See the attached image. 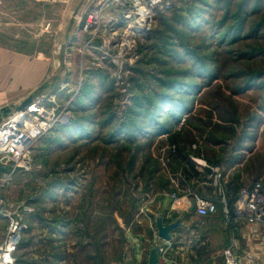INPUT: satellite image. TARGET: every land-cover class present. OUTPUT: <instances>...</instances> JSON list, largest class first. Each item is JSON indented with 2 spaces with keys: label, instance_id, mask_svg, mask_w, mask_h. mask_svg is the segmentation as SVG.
<instances>
[{
  "label": "rangeland",
  "instance_id": "374dc122",
  "mask_svg": "<svg viewBox=\"0 0 264 264\" xmlns=\"http://www.w3.org/2000/svg\"><path fill=\"white\" fill-rule=\"evenodd\" d=\"M152 1L0 0V49L46 58L50 76L33 99L68 116L33 145L36 169L0 184L6 213L18 221L20 208L26 227L16 261L62 225L84 242L86 262L136 258L134 243L150 235L142 211L177 170L173 149L221 164L222 191L264 179V28L249 34L264 12L240 30L243 0L227 13L226 0Z\"/></svg>",
  "mask_w": 264,
  "mask_h": 264
},
{
  "label": "crops",
  "instance_id": "0c3cea01",
  "mask_svg": "<svg viewBox=\"0 0 264 264\" xmlns=\"http://www.w3.org/2000/svg\"><path fill=\"white\" fill-rule=\"evenodd\" d=\"M51 66L46 58L0 49V110L3 108L18 109L29 97L42 91L50 76ZM184 155L175 154L173 164L177 165V170L164 176L166 185L158 188L154 195V202L151 203L148 211L147 209L142 211L148 219L150 235H148L149 238L144 237L134 243L138 253H136V258H133L135 263L146 264L150 249L161 243L156 221L162 219L165 225L180 221L181 226L173 233L172 241L169 244L165 243V246L170 248L169 250L174 248L172 258L169 257L166 260L169 262L166 263L163 261L164 257L161 256V264H214L215 259L221 256L214 250L221 248L234 249L240 264H264V240H259L257 234L259 228L249 224L236 210V202L243 189L240 188L241 185L236 181L226 186V191H222L220 183L218 184L220 187L215 184V177L220 175L219 170L222 169V173L225 172L221 164L209 165L210 163L198 157L193 160L195 163H190L188 159H183ZM228 157L229 155L226 156L227 161L230 160ZM237 167L235 165L231 170ZM6 169L1 167L0 172ZM258 180L261 178L253 180L250 185ZM13 182H16V177ZM15 185L13 187H16ZM172 194H175L177 199L172 198ZM220 194L229 198V214H226L224 207L219 203ZM195 196L216 201L218 203L217 213L204 219L198 217L195 211ZM4 197L5 194L1 191L0 198ZM218 219H222L223 225L225 224V233H222V225L220 227L215 222ZM196 222H210L211 224L206 229L201 225H196ZM6 227L7 221L0 216V243L4 240ZM45 228H48L47 225ZM70 236L72 233L68 226H60L54 235L45 229L42 238L44 241L30 244L28 261H19L17 258L16 264H87L88 262V264H101L99 259H87L88 262H86L85 258L79 257L80 254H85L84 242L79 243L77 240L75 244L74 240L69 241ZM102 241L104 243L107 240L103 238ZM73 254L75 257H71ZM204 257H208L206 261H203ZM126 261L127 259L124 264ZM117 263L116 260L108 262V264Z\"/></svg>",
  "mask_w": 264,
  "mask_h": 264
},
{
  "label": "built area",
  "instance_id": "2783aa9c",
  "mask_svg": "<svg viewBox=\"0 0 264 264\" xmlns=\"http://www.w3.org/2000/svg\"><path fill=\"white\" fill-rule=\"evenodd\" d=\"M115 1L123 5L127 3V0ZM94 16L92 13L87 22L88 24L93 23V20L96 19ZM139 16V20H141V12H139ZM58 109L59 106H55L50 110L46 106L45 97L37 96L23 110H16V112L9 114L1 120L0 168L7 169L4 172H0V184L5 182L11 183L16 174L22 171L36 169L31 154L33 145L48 131L67 120L66 117L68 116L61 115L62 111H60L59 115L56 114V112L58 113ZM3 136L4 138H2ZM220 179L221 174L215 177V184L218 187H220L218 185ZM171 197L177 199L175 194H172ZM149 198L148 194H145L144 197L142 196V203ZM219 198V203L224 207L226 214H229L228 202L225 195L220 194ZM1 199L0 216L8 219L9 226L4 242L0 245V264H16L15 253L20 246L21 235L26 230L22 220L23 213L20 208L17 209V219H19L17 221L16 211L11 214L6 213L4 209L5 204H3V200ZM153 199L151 202H153ZM194 199L195 211L198 217L204 219L217 213L218 203L216 201L206 200L198 196H195ZM29 210L24 209L25 214L29 213ZM236 210L243 215L249 224L256 225L259 228V235L264 236V179L258 180L240 191L236 202ZM169 249L164 244L161 249V256L164 257ZM223 259L224 264H240L236 251L232 248L225 249Z\"/></svg>",
  "mask_w": 264,
  "mask_h": 264
},
{
  "label": "water",
  "instance_id": "95a60500",
  "mask_svg": "<svg viewBox=\"0 0 264 264\" xmlns=\"http://www.w3.org/2000/svg\"><path fill=\"white\" fill-rule=\"evenodd\" d=\"M34 96L29 97L25 100L22 105L17 110H23L27 107L33 100ZM11 112L10 108H3L0 110V122L1 120L7 116ZM181 226L180 221H176L174 223L165 225L162 219H157L156 228L158 231V236L161 240L160 244L153 246L150 249L149 256L146 264H161V249L165 243H170L172 241V235L176 229ZM126 264H136L133 258H129L126 261Z\"/></svg>",
  "mask_w": 264,
  "mask_h": 264
},
{
  "label": "trees",
  "instance_id": "16d2710c",
  "mask_svg": "<svg viewBox=\"0 0 264 264\" xmlns=\"http://www.w3.org/2000/svg\"><path fill=\"white\" fill-rule=\"evenodd\" d=\"M218 1L220 0H212V3H216L218 4ZM236 1L235 0H226L225 5H227L225 8L223 9L225 10V13L229 12V10L231 9L230 7L232 6V4H234ZM240 6L238 9L239 12V16H238V27L240 30L244 29L245 25H247L248 21V17L253 16L255 13H259L260 11L261 14L264 12V0H243V3L240 2ZM221 4V3H219ZM252 4H254V6H252ZM247 11V12H244ZM264 28V22L261 21L260 23H258V25L256 26V28L254 30H252V33H249L251 35H257L258 31L260 28ZM239 30V31H240ZM232 35V34H231ZM176 150V154L184 155L183 151L181 149H175ZM183 159L186 160L188 159V157H186L185 155L183 156ZM189 160V159H188ZM189 162L191 163V161L189 160Z\"/></svg>",
  "mask_w": 264,
  "mask_h": 264
},
{
  "label": "bare ground",
  "instance_id": "6f19581e",
  "mask_svg": "<svg viewBox=\"0 0 264 264\" xmlns=\"http://www.w3.org/2000/svg\"><path fill=\"white\" fill-rule=\"evenodd\" d=\"M157 3V1L156 0H153L152 1V4H153V7H154V5ZM140 12H141V22L142 23H146L147 22V18L149 17V11H147V10H145V9H141L140 10ZM2 138H4V136L2 137ZM1 140V139H0ZM3 140V139H2Z\"/></svg>",
  "mask_w": 264,
  "mask_h": 264
}]
</instances>
